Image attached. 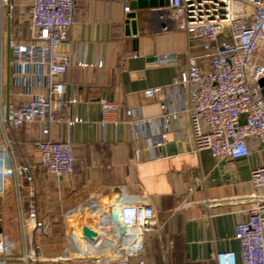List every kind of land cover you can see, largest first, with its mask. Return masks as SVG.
Returning <instances> with one entry per match:
<instances>
[{"label": "crops", "instance_id": "1", "mask_svg": "<svg viewBox=\"0 0 264 264\" xmlns=\"http://www.w3.org/2000/svg\"><path fill=\"white\" fill-rule=\"evenodd\" d=\"M31 1L0 0V112L8 104L22 101L11 84L8 41L29 38ZM131 1L76 0L73 24L59 47L73 65L54 78L64 85L66 99L58 113L78 116L81 121L72 127L52 125L47 138L71 140L76 150L73 172L57 179L39 164L35 143L40 126L35 122L19 127L0 122V146L8 141L15 161L30 167L38 209L53 220V238L36 237L41 256L51 252L77 255L87 247L83 242L98 256L124 253V244L118 238L103 240L104 232L101 238L84 234L83 223L90 222L95 229L99 226L87 207L93 195L99 201L114 199L153 207L161 228L145 237L141 256L147 264H215L216 251L239 250L235 226L247 218L249 207V201L240 198L253 191L250 173L264 165V143L252 140L248 156L231 160L216 159L207 149L191 154L184 116L169 133L165 153L161 149L154 155L149 137H133L126 109L139 110L141 117H154L160 114L163 101L176 98L179 87L171 84L186 66V36L164 29L158 7L136 9L137 34H125L124 6ZM163 53L177 54L178 63L157 64L154 56ZM262 58L263 51L257 62ZM79 61L102 65L79 67ZM158 86L168 89L145 96L144 90ZM72 97L74 103L69 102ZM101 97L119 106L105 126L99 124ZM137 148L138 158L134 154ZM13 203L17 212L14 193L9 205ZM22 206L26 209L25 196ZM72 212V223L76 224L70 242L60 247L59 228Z\"/></svg>", "mask_w": 264, "mask_h": 264}, {"label": "built area", "instance_id": "2", "mask_svg": "<svg viewBox=\"0 0 264 264\" xmlns=\"http://www.w3.org/2000/svg\"><path fill=\"white\" fill-rule=\"evenodd\" d=\"M76 0H32L29 10V38L9 39L11 52V84L18 104H8L0 112V122L19 127L35 122L40 136L35 146L38 162L45 171L59 179L73 172L76 150L69 139H48L52 125L72 127L81 119L75 115H60L66 103L64 85L54 78L63 74L73 62L69 55L59 52L73 24ZM129 12V6H124ZM164 29L177 30L186 36V66L173 79L179 87L176 98L163 101L161 112L154 117H141L139 110L126 109L128 124L136 140L149 137L152 152L157 155L176 129L181 116L188 123L191 146L196 154L207 149L216 159H236L250 154L251 141L264 143V97L260 77L264 76V0H168L158 7ZM200 50V53L195 51ZM263 51L262 62H257ZM175 53L154 56L159 65L178 63ZM77 66H101V62ZM168 86L144 90L147 97L165 93ZM75 98L69 102L74 103ZM99 124L105 126L119 106L105 97L99 98ZM116 123V122H115ZM136 158L140 149H135ZM253 191L240 198L249 201L247 218L235 226L234 238L238 252L216 251L215 264H264V165L250 173ZM33 175L27 164H18L8 141L0 146V264H147L141 256L147 233H158L153 207L146 204L121 202L114 199L99 201L91 195L88 209L98 225L121 228L118 241L124 253L109 258H48L40 255L41 245L36 237L53 238L51 217L40 213L36 203ZM18 204L21 235L20 250L3 228L4 207L11 203L12 194ZM26 198V209L22 197ZM236 198H232L235 200ZM207 202V201H206ZM73 212L67 217L72 224ZM102 239H109L107 234ZM68 255V254H67Z\"/></svg>", "mask_w": 264, "mask_h": 264}, {"label": "rangeland", "instance_id": "3", "mask_svg": "<svg viewBox=\"0 0 264 264\" xmlns=\"http://www.w3.org/2000/svg\"><path fill=\"white\" fill-rule=\"evenodd\" d=\"M87 219V218H86ZM86 219H84L83 222H87ZM82 223V222H81ZM76 224V223H75ZM74 223L71 224V226H68L67 222H64L63 224H61L60 228H59V240H60V247H63L64 244L70 242L69 241V236L71 235V230L74 228L75 226ZM84 224V228H87L89 230L94 231V227L91 226L90 222L89 223H83ZM87 224V225H86ZM97 229H102L101 226H97ZM3 228L5 230V232L11 237V239L14 241V245H15V251L20 250V245H21V235H20V229H19V223H18V218H17V212H16V207L14 206V203L6 206L4 209V222H3ZM69 241V242H68ZM83 244L85 245V242H83ZM89 247H85V252H90ZM96 250H93L91 252H94ZM83 252V253H85ZM82 253V252H81ZM63 256H71V254H57V253H48V255H46V257L48 258H56V257H63ZM116 255L111 253L106 255L107 258L109 257H115ZM71 257L74 258H78L77 255H73ZM41 264H60L59 262L56 261H45L42 262Z\"/></svg>", "mask_w": 264, "mask_h": 264}, {"label": "water", "instance_id": "4", "mask_svg": "<svg viewBox=\"0 0 264 264\" xmlns=\"http://www.w3.org/2000/svg\"><path fill=\"white\" fill-rule=\"evenodd\" d=\"M168 0H132L129 4V12L126 13V25H125V34L129 35H136V9L140 8H157L162 6H167ZM258 84L262 87L261 93L264 97V76L260 77L258 80ZM168 147V146H166ZM165 146L162 148V152L165 153ZM83 232L85 235L91 237L93 232L87 228H83Z\"/></svg>", "mask_w": 264, "mask_h": 264}, {"label": "bare ground", "instance_id": "5", "mask_svg": "<svg viewBox=\"0 0 264 264\" xmlns=\"http://www.w3.org/2000/svg\"><path fill=\"white\" fill-rule=\"evenodd\" d=\"M87 225V224H86ZM83 226V225H82ZM101 226V225H100ZM102 229H94L93 232V235L94 237H99L101 238V233L104 232V234L106 233L108 238L112 239L113 237L118 238V236L120 235L121 233V228L118 227L117 229H111V228H108V227H104V226H101ZM96 239V238H95ZM119 240V239H118ZM92 241V240H91ZM93 243V242H92ZM85 246L89 247L91 245H87L85 243ZM82 252V253H81ZM81 252L79 254H77L78 258H97V257H102V258H106V255L107 254H103L101 256H98V254L96 253V251L94 252H85V248L81 250ZM85 252V253H83Z\"/></svg>", "mask_w": 264, "mask_h": 264}]
</instances>
